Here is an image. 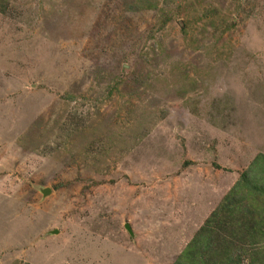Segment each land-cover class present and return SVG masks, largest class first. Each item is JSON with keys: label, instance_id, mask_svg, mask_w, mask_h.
Returning a JSON list of instances; mask_svg holds the SVG:
<instances>
[{"label": "rangeland", "instance_id": "rangeland-1", "mask_svg": "<svg viewBox=\"0 0 264 264\" xmlns=\"http://www.w3.org/2000/svg\"><path fill=\"white\" fill-rule=\"evenodd\" d=\"M258 154L264 0H0V264H172Z\"/></svg>", "mask_w": 264, "mask_h": 264}, {"label": "trees", "instance_id": "trees-1", "mask_svg": "<svg viewBox=\"0 0 264 264\" xmlns=\"http://www.w3.org/2000/svg\"><path fill=\"white\" fill-rule=\"evenodd\" d=\"M216 11L209 8L201 17L210 22ZM65 125L66 136L79 129L71 122ZM172 264H264L263 154L240 174Z\"/></svg>", "mask_w": 264, "mask_h": 264}, {"label": "crops", "instance_id": "crops-1", "mask_svg": "<svg viewBox=\"0 0 264 264\" xmlns=\"http://www.w3.org/2000/svg\"><path fill=\"white\" fill-rule=\"evenodd\" d=\"M223 181H226V178L224 177L223 178ZM223 184H225V182L223 183ZM219 189H220V187H219ZM223 195V194H222ZM221 200V199H220ZM220 200L216 203V205L220 202ZM216 205L215 206H213V208L214 207H216ZM196 207H195V205H193V209L191 210L190 208V210H189V212L192 214V216H193V218H191V222H196L197 220L198 221H200V222H204V220H206V218L209 216V214L212 212V210H213V208H211L209 211H208V213L207 212H205L204 214L202 213L201 214V212H200V216L197 218L196 216H197V212L194 210ZM187 209H188V206H187Z\"/></svg>", "mask_w": 264, "mask_h": 264}, {"label": "water", "instance_id": "water-1", "mask_svg": "<svg viewBox=\"0 0 264 264\" xmlns=\"http://www.w3.org/2000/svg\"><path fill=\"white\" fill-rule=\"evenodd\" d=\"M40 192H41V194L43 195V197H45V196H47L48 194H50V189L49 188H41L40 189ZM125 228H126V230L128 231V233L132 236V233H131V231H130V228H129V226L126 224L125 225Z\"/></svg>", "mask_w": 264, "mask_h": 264}]
</instances>
